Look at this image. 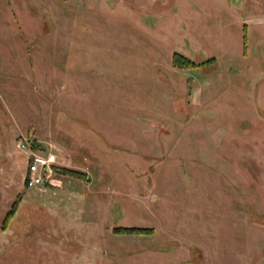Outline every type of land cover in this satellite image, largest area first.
Listing matches in <instances>:
<instances>
[{
  "label": "rangeland",
  "instance_id": "obj_1",
  "mask_svg": "<svg viewBox=\"0 0 264 264\" xmlns=\"http://www.w3.org/2000/svg\"><path fill=\"white\" fill-rule=\"evenodd\" d=\"M0 264H264V0H0Z\"/></svg>",
  "mask_w": 264,
  "mask_h": 264
},
{
  "label": "built area",
  "instance_id": "obj_2",
  "mask_svg": "<svg viewBox=\"0 0 264 264\" xmlns=\"http://www.w3.org/2000/svg\"><path fill=\"white\" fill-rule=\"evenodd\" d=\"M59 176V164L53 153L29 151L23 176V186L27 190L60 188Z\"/></svg>",
  "mask_w": 264,
  "mask_h": 264
},
{
  "label": "trees",
  "instance_id": "obj_3",
  "mask_svg": "<svg viewBox=\"0 0 264 264\" xmlns=\"http://www.w3.org/2000/svg\"><path fill=\"white\" fill-rule=\"evenodd\" d=\"M174 61V64L179 66V67H182V66H188L189 64H191L189 61L187 60H178V58H174L173 59Z\"/></svg>",
  "mask_w": 264,
  "mask_h": 264
}]
</instances>
